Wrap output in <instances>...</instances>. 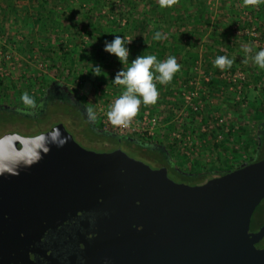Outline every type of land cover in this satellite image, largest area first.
<instances>
[{"label": "water", "instance_id": "1", "mask_svg": "<svg viewBox=\"0 0 264 264\" xmlns=\"http://www.w3.org/2000/svg\"><path fill=\"white\" fill-rule=\"evenodd\" d=\"M68 121L93 144L108 139ZM34 129L0 138V264L52 261L45 239L71 226L99 236L145 229L135 246L149 264H264L250 233L264 200V159L188 184L132 158L116 139L96 152L63 123Z\"/></svg>", "mask_w": 264, "mask_h": 264}, {"label": "trees", "instance_id": "2", "mask_svg": "<svg viewBox=\"0 0 264 264\" xmlns=\"http://www.w3.org/2000/svg\"><path fill=\"white\" fill-rule=\"evenodd\" d=\"M205 5L206 0H176L171 7L165 8L160 7L159 0H117L114 3L112 0H0V36L12 37L19 31L18 37H21V42H17L15 39L17 36L12 37L18 43L19 51L28 47L31 49L33 47L44 48V43L48 42L44 52L50 58H55L54 51H59L56 47L60 46L63 49L62 57L67 63H71L70 60L76 61L77 64L91 63L86 71L83 70L85 75L78 74L77 81L79 78L84 80L94 75L92 73L94 65L102 68L100 75H96L97 77H103L102 73H107L109 79L112 80L122 67L125 69L129 67L131 60L139 55H155L160 61L166 60L169 56H175L181 68L174 76L182 80L181 77L192 75L193 67L200 56L203 57L204 66L207 69L214 66L217 56L231 59L233 63L230 69H234L237 62L236 45L229 40L227 42L221 40L218 37L220 34L217 37L214 36L218 33L216 32L218 29L215 26L210 27V23L217 21L211 22V16L207 18L209 9L205 10ZM72 13L76 14L77 18L79 16L78 20L75 21L74 18L69 17ZM185 20H189L188 24L187 22L184 24ZM75 22L76 26L73 31L69 24ZM191 23H193L192 27H197L200 37L209 28H212L214 32L209 33L207 36L209 39L204 42L194 40L183 32L185 28H189L188 25ZM51 32H55L58 38L53 39L49 34ZM157 32H160L164 38L153 39ZM115 35L130 36L133 40V44L129 47V62L124 65L117 57L104 51L105 41L110 42ZM73 38L76 40L75 46L69 48L73 43ZM86 40L93 45H89L90 50H88L89 47L86 48L87 45L84 46ZM71 71L69 69V72ZM253 72L260 76L264 74V71L258 67H254ZM174 76L167 84L168 87L174 84ZM63 77L64 72H60L57 79L47 82V86L42 87L36 94H32L33 85H29L27 93L33 98L36 107L31 111L20 112L18 107L0 105V118L5 122L9 119H28L35 123L43 122L46 118L60 112L69 115L77 124L80 122L86 125L97 139L108 138L111 134L105 132L100 123L92 118L89 112L91 108L85 98L81 100L73 95L65 85ZM162 86L156 82L159 94ZM5 87L4 81H1V97L6 96ZM260 93L264 103V89ZM91 113L93 114L92 110ZM258 114L256 116L258 142L253 145V156L246 162L227 165L225 170L212 166L201 168L198 165L186 172L182 164H176L173 161L171 157L173 146L170 144H148L136 141L132 136H123L120 140L117 136L115 139L120 142L121 147L125 146L131 151L145 155L146 159L157 168H168L169 175H173L177 181L201 184L211 178L238 170L243 165L263 160L261 158L264 153L263 112ZM260 118L261 121H259Z\"/></svg>", "mask_w": 264, "mask_h": 264}, {"label": "rangeland", "instance_id": "3", "mask_svg": "<svg viewBox=\"0 0 264 264\" xmlns=\"http://www.w3.org/2000/svg\"><path fill=\"white\" fill-rule=\"evenodd\" d=\"M112 1L114 3V1L117 0ZM223 5L227 6V8L236 9L233 13L234 15L226 16V18L229 17V19H225L229 20L228 22L223 20L225 14L221 15L218 13L221 9L220 6ZM204 9H209L207 18H210L211 16V21L219 22L210 23V27L214 28L215 26L218 29V31L216 30L218 33H215L214 36L217 37V35L220 34L218 37L222 40H229L232 44L236 45L237 62L234 69L227 68V66L223 70L216 66H211L210 69H207L204 66L205 61L203 57L200 56L193 67L192 75L183 76L181 77L182 80L179 77L174 76L173 85L171 84V86L168 87L167 84H163L161 87V93L158 95L156 104L144 105L141 103L139 106L140 110H148L153 115L162 119L161 125L163 126L157 131L155 137L151 138V140H144L140 136H132L139 142L142 141L148 144L160 143L163 145H169L168 135L173 128V124L170 125L169 122L184 108L182 93L185 89L182 82L186 83V80L189 77L195 76L194 68L196 66H202V69L211 77L210 86L198 97L204 105L201 111L202 117L207 122H212L214 113L218 112L219 116L225 121V123H228L231 128H236L234 134L235 139L232 141L228 136L220 138L215 133H209L207 147L203 153L199 157L190 159L184 157L180 153V150L173 147L171 153L173 161L176 162V164H182L184 166V171L186 172L192 170L198 165L201 168L212 166L225 170L227 165L248 161L254 154L252 153L254 148L253 145L258 142V137L256 136V116L259 112H263L262 121L264 122V103L262 102L260 93L261 90L264 89V74H261V76L259 74H254L253 68L258 66L251 59V56L254 55L256 51L264 48V0H256L255 4L248 5L244 3V0H206ZM69 17L74 18L75 21L79 18V16L77 18V15H74V13ZM188 21L185 20L184 24L186 22V24H188ZM192 24L193 23L189 24V28H185L183 32L191 36L194 40L204 42L209 39L207 37L209 33L214 32L212 28H209L208 31L204 35L201 34L202 37H200V32H198L197 27H192ZM69 26L73 30L76 26V22L72 24L70 23ZM80 28H78V30H80ZM253 29L256 30V33L254 32L256 35L250 34ZM18 33L16 32L13 34L17 37L13 35L12 37H15L17 42H21L22 39L21 37H18ZM49 34L53 39L58 38L55 32ZM50 35H48V37H50ZM12 37L6 35L0 36V82L4 81V84L7 87H5L7 90L5 92L6 96H0V105L15 106L22 111H31L32 108L26 107L20 99L21 95L27 92L29 85H33L32 94H36V92L42 89V87L47 86V82L57 79L60 72H64L63 80L65 81V85L76 97L78 96L81 100L82 98H85L86 103L89 104L95 115L94 104L96 102L98 89L103 84L107 87L112 85V83H110L112 80L109 79V74L102 73L104 75L103 77L92 75L84 80L79 78L77 81L78 74L85 75L84 71H86L88 66H91V63L85 62L84 64H77L74 60H70L71 63H67L66 59L62 57L63 49L60 46L56 47L59 51H54L53 56L55 58H50L48 57L49 55L44 52V48L45 50L47 49L48 42L44 43V48L33 47V49H31L28 47L23 51H19L17 49L18 43L15 42ZM65 38H67V34H65ZM254 40H259L258 42L262 44L263 47H259V43L257 45ZM77 42L80 43V41ZM89 42L90 41L84 44V46L87 45L86 48L89 47L88 50L93 46L89 44ZM74 43H76L75 39L72 44L70 43L71 45L69 48L75 46ZM245 47H252V53L245 55L243 51ZM69 69L72 71L69 72ZM236 69L242 71L244 78H233L232 73ZM221 75H224V77L221 78ZM239 86L241 87L239 88ZM171 89H173V91H171ZM121 93L122 92H119L117 95L119 96ZM103 97L106 99L108 98L107 95H104ZM197 116L199 115L190 116L189 129H191V127H193V129L196 128ZM69 119V115L60 112L57 113V115L46 118L43 122L35 123L28 119H9L5 122V120L0 118V138L2 135L8 133L30 136L35 134L36 130H40L34 129L35 124L40 126L42 130H47L56 124L63 123L66 129L74 136L75 140L85 149L96 152H106L114 149L111 144L114 143L113 140L117 137L116 134L104 130L108 134H111L108 139L103 140V142H101L103 143L102 145L93 144L91 143L93 141L90 140L89 135L88 138L90 142L86 140L85 137L83 138L80 131H73L69 127ZM259 121H261V118ZM186 122L187 120L184 122V126L180 123L177 127L180 129H187L188 125H186ZM121 149L132 158L147 163L153 169L157 168L156 165L150 163L142 153L138 154L137 152L129 150L125 146H122ZM261 158L264 159V153L261 155ZM169 176L173 180H177L173 175L170 174Z\"/></svg>", "mask_w": 264, "mask_h": 264}, {"label": "built area", "instance_id": "4", "mask_svg": "<svg viewBox=\"0 0 264 264\" xmlns=\"http://www.w3.org/2000/svg\"><path fill=\"white\" fill-rule=\"evenodd\" d=\"M256 30L250 33L256 35ZM255 32V33H254ZM131 42L127 45L129 48L133 44V40L130 36L127 37ZM259 40H254L257 43ZM87 42V40H86ZM259 47H263L259 43ZM195 76L189 77L184 84L185 91L182 93L183 98V110L179 112L169 124H173V128L168 135L169 144L174 148L180 150V153L186 158H195L199 157L208 143V134H216L220 138L223 136H228L230 140L235 139L236 128H231L228 123H225L223 119L219 116L218 112H215L213 115L212 122H207L202 117L201 111L204 105L199 100V96L206 91L211 84V77L207 74L202 66H196L194 68ZM233 78H244V74L240 69H236L233 73ZM224 75H221L223 78ZM241 86H239L240 88ZM123 91L121 85L112 83L109 87L106 85L100 86L96 94V102L94 104V119L97 120L102 126L103 130L110 131L116 134L117 136H140L144 140H151L157 134V131L162 127V119L153 115L148 110H138L137 115L131 120L127 127L114 126L107 118V112L110 110V106L114 103L115 99L118 97V93ZM107 95L106 99L103 97ZM199 115L196 118V128H190V116ZM187 120L186 125L187 129H180L177 127L180 123L183 124ZM182 121V122H181ZM175 124V126H174ZM221 129V130H220Z\"/></svg>", "mask_w": 264, "mask_h": 264}, {"label": "clouds", "instance_id": "5", "mask_svg": "<svg viewBox=\"0 0 264 264\" xmlns=\"http://www.w3.org/2000/svg\"><path fill=\"white\" fill-rule=\"evenodd\" d=\"M176 0H159L161 8L171 7ZM246 5L255 4L256 0H244ZM164 37L160 32L155 33L153 39L160 40ZM131 41L126 36L115 35L113 39L105 41L104 51L114 55L119 62L124 65L129 62L130 51L127 45ZM245 55L252 53V47L243 49ZM252 61L258 68L264 70V48L256 51L251 56ZM233 61L225 56H217L214 60V66L223 70L226 66L230 68ZM181 66L177 63L175 56H169L166 60H157L155 55H139L131 60L130 66L126 69L121 68L112 79V82L123 87L119 95L107 112V118L114 126L127 127L131 120L137 115L141 103L144 105L156 104L158 99V90L156 82L159 84H168L172 81L174 74L179 72ZM102 68L94 65L93 74L99 76ZM23 104L28 108H35V102L27 92L20 97ZM94 119V114L89 110Z\"/></svg>", "mask_w": 264, "mask_h": 264}, {"label": "flooded vegetation", "instance_id": "6", "mask_svg": "<svg viewBox=\"0 0 264 264\" xmlns=\"http://www.w3.org/2000/svg\"><path fill=\"white\" fill-rule=\"evenodd\" d=\"M263 227L264 200L256 207L250 221V233L257 250L264 249V231H261ZM144 235L145 229L115 236H99L88 234L85 229L78 232L72 226L67 227L61 236L53 234L45 239V248L53 250L55 254L52 261L45 263L149 264L145 261V250L137 251L135 246Z\"/></svg>", "mask_w": 264, "mask_h": 264}, {"label": "crops", "instance_id": "7", "mask_svg": "<svg viewBox=\"0 0 264 264\" xmlns=\"http://www.w3.org/2000/svg\"><path fill=\"white\" fill-rule=\"evenodd\" d=\"M220 10H219V14H221V15H223V14H225V18H223V20H225V19H229V17L228 18H226V16L228 15V16H230V15H234L233 13H234V11H236V9L234 10L233 8L231 9V8H227V6H225V5H223V6H220ZM264 18V17H263ZM225 21H229V20H225ZM211 22H213V20L211 21ZM218 22V21H217ZM216 22V23H217ZM219 23V22H218ZM226 25V24H225ZM220 27V26H219ZM222 40V39H221ZM224 41V40H223ZM226 41V40H225ZM227 42V41H226Z\"/></svg>", "mask_w": 264, "mask_h": 264}]
</instances>
